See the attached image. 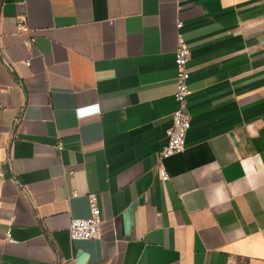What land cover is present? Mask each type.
<instances>
[{
    "label": "crops",
    "instance_id": "obj_1",
    "mask_svg": "<svg viewBox=\"0 0 264 264\" xmlns=\"http://www.w3.org/2000/svg\"><path fill=\"white\" fill-rule=\"evenodd\" d=\"M0 163V264H264V0H0Z\"/></svg>",
    "mask_w": 264,
    "mask_h": 264
},
{
    "label": "built area",
    "instance_id": "obj_2",
    "mask_svg": "<svg viewBox=\"0 0 264 264\" xmlns=\"http://www.w3.org/2000/svg\"><path fill=\"white\" fill-rule=\"evenodd\" d=\"M182 27V23H179L178 29ZM17 29L19 32L25 33L29 31L24 21L18 24ZM27 45H32V40L29 39ZM190 57L191 49L180 35L179 47L175 55L177 76L174 97L177 103V109L173 114V125L167 130V143L159 154L158 173L163 181H168L170 179L164 161L186 150V138L191 129V119L187 113L188 99L191 95L189 87V82L191 80V70L189 68ZM59 149H63L61 144H59ZM4 177V165L0 163V180L4 179ZM89 201L92 207L91 215L87 218L73 219L70 224L69 234L72 241H87L97 237L102 232L104 221L101 209L97 204L98 196L96 194L90 195ZM7 239L12 241L10 232L7 234Z\"/></svg>",
    "mask_w": 264,
    "mask_h": 264
}]
</instances>
